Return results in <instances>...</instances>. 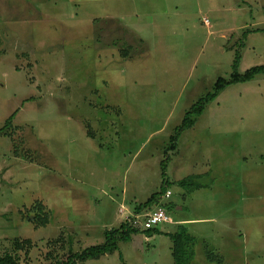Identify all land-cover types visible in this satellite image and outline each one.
Listing matches in <instances>:
<instances>
[{
	"label": "rangeland",
	"instance_id": "1",
	"mask_svg": "<svg viewBox=\"0 0 264 264\" xmlns=\"http://www.w3.org/2000/svg\"><path fill=\"white\" fill-rule=\"evenodd\" d=\"M235 51L239 72L264 65V0H0V129L13 115L0 132V254L50 264L70 242L102 243L160 190L173 129ZM168 162L174 224L85 264H173L164 233L181 223L192 264H264V76L221 91ZM190 175L202 189L171 184Z\"/></svg>",
	"mask_w": 264,
	"mask_h": 264
},
{
	"label": "trees",
	"instance_id": "2",
	"mask_svg": "<svg viewBox=\"0 0 264 264\" xmlns=\"http://www.w3.org/2000/svg\"><path fill=\"white\" fill-rule=\"evenodd\" d=\"M98 32L96 33V35ZM143 43L141 40H139ZM115 46V43H111ZM128 47L122 45L119 48V53L123 57L128 55V51H131V45ZM241 57L240 52L235 51V57L231 64V73L227 78L218 77L213 83L211 89L201 98H197L193 104L184 112V115L179 124L173 129L172 134L169 137V142H167L165 150L163 152V160L161 161V177L162 182L160 190L156 193H153L148 197L144 202L136 205L134 209V214L130 216L127 221H123L118 227H112L110 229H105L103 232V241L100 244L88 246L77 252H72L71 242L68 244V255L65 260H56L50 264H85L88 261H96L103 256L111 255L118 250V245L120 242L127 243L131 236L137 233H144L148 237H151L155 234L162 233L157 226L152 227L147 230H140L136 228L132 221L135 220L137 216L145 214L151 211V206L156 205L158 208L163 209L166 204H162L161 199L163 195L165 196L169 187V180H165L166 168L170 158V153L175 152L178 145V137L186 131L194 127L198 118L203 114L207 104L213 102L216 97L223 91L226 87L235 85V84H244L254 80L256 77L264 76V65L253 66L244 72H239L238 67ZM13 115L8 118L5 122V127H8L12 122ZM0 129V132L3 129ZM90 138H94V133L92 131L88 132ZM16 154L18 152L16 151ZM203 175H190L181 180L172 182L171 184H176L181 187L183 190H187L189 193L194 190H199L203 188V185L199 184V179ZM184 198V196H183ZM37 210L42 213L43 207L41 204L36 205ZM156 208V209H158ZM174 208L173 205L168 206V213ZM170 242H171V256L173 264H192L195 257V245L197 244L196 239L191 236L183 224L177 225V230L173 233H164ZM16 248L22 247L19 243L15 244ZM15 248V249H16ZM206 259L211 262L217 261L220 262L218 256L213 252H207ZM220 257V256H219ZM121 258V256H120ZM0 264H20L17 257L12 253L0 254Z\"/></svg>",
	"mask_w": 264,
	"mask_h": 264
},
{
	"label": "built area",
	"instance_id": "3",
	"mask_svg": "<svg viewBox=\"0 0 264 264\" xmlns=\"http://www.w3.org/2000/svg\"><path fill=\"white\" fill-rule=\"evenodd\" d=\"M171 195L169 191L166 192L165 197L168 198ZM133 225L140 230H147L162 223H172L171 217L161 208L149 211L145 214L137 216Z\"/></svg>",
	"mask_w": 264,
	"mask_h": 264
},
{
	"label": "crops",
	"instance_id": "4",
	"mask_svg": "<svg viewBox=\"0 0 264 264\" xmlns=\"http://www.w3.org/2000/svg\"><path fill=\"white\" fill-rule=\"evenodd\" d=\"M180 221H182V222H186V221H189L188 219H181ZM172 224H174V223H172ZM182 224V223H181ZM183 225H185V224H183Z\"/></svg>",
	"mask_w": 264,
	"mask_h": 264
}]
</instances>
